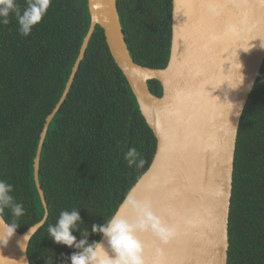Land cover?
<instances>
[{"label":"trees","instance_id":"1","mask_svg":"<svg viewBox=\"0 0 264 264\" xmlns=\"http://www.w3.org/2000/svg\"><path fill=\"white\" fill-rule=\"evenodd\" d=\"M134 62L166 69L172 47L173 0H116ZM23 5L24 0H19ZM91 25L88 0H53L32 33L20 35L14 18L0 25V178H7L26 215L16 232L40 223L45 211L34 180V161L48 117L60 102ZM153 95L162 97L159 82ZM39 181L49 208L32 238L30 264H70L77 251L47 237L65 208L80 207L85 226L103 224L150 168L157 140L97 27L71 91L50 124ZM136 147L140 168L126 166ZM4 218L9 219L5 212ZM83 228L84 225L82 224ZM80 238V233H73ZM228 264H264V65L240 125L229 223ZM92 234L89 241L101 240Z\"/></svg>","mask_w":264,"mask_h":264},{"label":"water","instance_id":"2","mask_svg":"<svg viewBox=\"0 0 264 264\" xmlns=\"http://www.w3.org/2000/svg\"><path fill=\"white\" fill-rule=\"evenodd\" d=\"M88 3L90 29L65 92L46 121L34 161L45 216L32 227L27 250L20 242L29 230L15 231L6 246L0 245V264H30L29 244L49 218L39 181L41 154L50 124L71 91L98 26L157 140L150 168L129 194L150 202L153 212L175 230L166 244L151 232L138 234L145 264H228L238 135L264 65V0H173L166 69L134 62L116 0ZM152 81L162 86V97L152 94ZM118 210L135 221L136 214L127 204Z\"/></svg>","mask_w":264,"mask_h":264},{"label":"clouds","instance_id":"3","mask_svg":"<svg viewBox=\"0 0 264 264\" xmlns=\"http://www.w3.org/2000/svg\"><path fill=\"white\" fill-rule=\"evenodd\" d=\"M52 2L53 0H24L21 5L19 0H0V25L7 26L14 18L20 35L27 37L47 16ZM124 160L129 168H140L145 162L136 147H130L125 152ZM14 192L13 184L7 178H0V245L4 246L21 226L20 218L26 215L23 203L17 200ZM122 203L135 212L134 222L121 216L117 209L103 224L93 223L89 230L80 215V207L65 208L59 212L55 223L47 226V237L56 244L77 250L68 257L70 264H145L144 244L138 234L151 232L166 244L175 236V230L153 212L150 202L138 201L126 194ZM5 212L10 217L7 220L4 218ZM75 232L80 233L79 239L73 234ZM32 234L34 229L30 227L23 242H20L22 249L27 250L25 245ZM92 234H98L102 239L90 242ZM45 264H55V260L49 258Z\"/></svg>","mask_w":264,"mask_h":264},{"label":"bare ground","instance_id":"4","mask_svg":"<svg viewBox=\"0 0 264 264\" xmlns=\"http://www.w3.org/2000/svg\"><path fill=\"white\" fill-rule=\"evenodd\" d=\"M47 139V138H46Z\"/></svg>","mask_w":264,"mask_h":264}]
</instances>
